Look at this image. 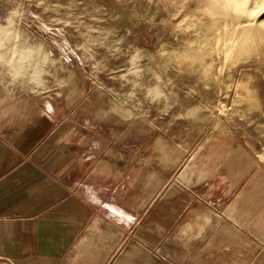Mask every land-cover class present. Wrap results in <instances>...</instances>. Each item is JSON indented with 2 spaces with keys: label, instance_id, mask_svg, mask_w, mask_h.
<instances>
[{
  "label": "rangeland",
  "instance_id": "374dc122",
  "mask_svg": "<svg viewBox=\"0 0 264 264\" xmlns=\"http://www.w3.org/2000/svg\"><path fill=\"white\" fill-rule=\"evenodd\" d=\"M240 2L258 34L229 44L206 0H0V78L170 175L264 174V0Z\"/></svg>",
  "mask_w": 264,
  "mask_h": 264
},
{
  "label": "crops",
  "instance_id": "0c3cea01",
  "mask_svg": "<svg viewBox=\"0 0 264 264\" xmlns=\"http://www.w3.org/2000/svg\"><path fill=\"white\" fill-rule=\"evenodd\" d=\"M16 88L0 78V258L264 264V174L232 176L228 160L217 180L201 164L170 175Z\"/></svg>",
  "mask_w": 264,
  "mask_h": 264
},
{
  "label": "bare ground",
  "instance_id": "6f19581e",
  "mask_svg": "<svg viewBox=\"0 0 264 264\" xmlns=\"http://www.w3.org/2000/svg\"><path fill=\"white\" fill-rule=\"evenodd\" d=\"M206 1L208 2L206 7L207 9L203 12L204 16H207L208 21L206 22V24L207 25L219 24L218 31L220 34L223 35L222 42H224L225 40L224 37H226L228 34L229 35L231 34V37L229 38V44L232 43V38L234 36H238L239 38H249L251 40L256 39V34H258V29L256 28V22L258 20L254 16H252L253 14L250 13L246 14L247 16H245L243 10L244 3L242 5L243 1L242 2H240V0H206Z\"/></svg>",
  "mask_w": 264,
  "mask_h": 264
},
{
  "label": "built area",
  "instance_id": "2783aa9c",
  "mask_svg": "<svg viewBox=\"0 0 264 264\" xmlns=\"http://www.w3.org/2000/svg\"><path fill=\"white\" fill-rule=\"evenodd\" d=\"M0 264H17V263L13 260H10V259L0 258Z\"/></svg>",
  "mask_w": 264,
  "mask_h": 264
}]
</instances>
